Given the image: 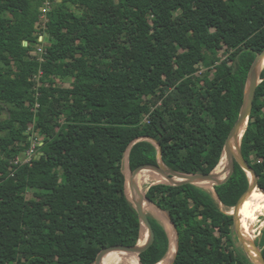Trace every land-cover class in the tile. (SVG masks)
<instances>
[{
  "label": "trees",
  "instance_id": "trees-1",
  "mask_svg": "<svg viewBox=\"0 0 264 264\" xmlns=\"http://www.w3.org/2000/svg\"><path fill=\"white\" fill-rule=\"evenodd\" d=\"M43 22L48 44L39 54ZM262 52L264 0H0V264H94L106 248L144 245L149 233L126 191L127 151L132 171L158 165L157 144L173 171H214ZM261 78L241 145L258 176V200L264 70ZM31 128L42 137L37 153L15 164L32 145ZM149 174L163 178L140 176ZM250 184L236 162L231 178L214 186L216 197L192 184L149 188L146 197L178 233L174 264H253L236 248L234 216L220 207H236ZM150 222L147 250L110 253L162 262L171 241L151 215ZM259 245L264 255V237Z\"/></svg>",
  "mask_w": 264,
  "mask_h": 264
},
{
  "label": "water",
  "instance_id": "water-1",
  "mask_svg": "<svg viewBox=\"0 0 264 264\" xmlns=\"http://www.w3.org/2000/svg\"><path fill=\"white\" fill-rule=\"evenodd\" d=\"M264 64V52L260 53L257 58L255 59L251 70L248 75L247 83H246V90H245V97H244V103L238 118V121L233 128L232 132L229 135V138L225 144L223 156L221 158L220 163L218 166L209 174H186V173H180L173 171L165 166V164L162 161L161 156V150L159 145L154 142L153 140H150L157 144L158 150H159V160L158 165H143L138 167L136 170L132 171L129 167L130 172H132L130 180H129V187L130 192L132 194L131 202L134 205L136 211L139 214V217L142 222L143 230L148 231L149 236L144 245H140L139 243L134 247H127V246H113L106 248L101 251V253L98 255L97 259L95 260L94 264H102L103 258L106 256V254L110 252H128L131 254H137L138 256L143 253L145 250H147L152 243L154 242V231L150 222V215L148 211L146 210V203H149L153 206H155L147 197L146 195H143L140 193L139 186H138V178L140 174L146 170H152L162 176L164 179H166L165 184H170L173 186H178L182 184H192L201 186L203 183L207 184H213V192H215L214 186H219L222 184H225L233 175L235 171V164L236 162L247 172L251 184L248 189V191L244 194V196L241 198L239 203L236 207H234V230L236 232V235L239 239V241L244 245L245 252L247 253L249 259L252 261L253 264H264V255L262 253V250L258 246V244L255 241H252L248 239L243 230H242V222L240 218V210L247 200V198L250 196V194L258 189V176L256 172L252 169V167L248 164L246 161L242 150L241 145L242 141L237 147V154L235 153V147L237 146V142L239 141L240 137L243 139L244 134L248 128L250 117L253 112L254 107V101L256 97L257 88L260 85L261 82H263L261 75H262V65ZM130 150V149H129ZM129 150L127 151L126 155L129 156ZM225 158L227 164H228V172L227 175L224 178H221L216 174L217 169L219 168L221 162ZM129 164V161H128ZM156 207V206H155ZM158 208V207H156ZM159 209V208H158ZM161 210V209H159ZM170 220V218H169ZM171 222V220H170ZM176 238H177V250L174 256L173 261L171 264H174V260L177 255L178 251V233L176 230V227L171 222Z\"/></svg>",
  "mask_w": 264,
  "mask_h": 264
},
{
  "label": "rangeland",
  "instance_id": "rangeland-1",
  "mask_svg": "<svg viewBox=\"0 0 264 264\" xmlns=\"http://www.w3.org/2000/svg\"><path fill=\"white\" fill-rule=\"evenodd\" d=\"M39 33H40V29L37 31V35H39ZM47 38H48V36L47 37H44L43 44H48ZM220 57H221L222 61L231 63L229 57L227 55L223 54V52H221ZM204 71H205V69L199 70L198 72L195 73V77L198 78V79L199 78H202V76H203L202 73ZM207 73H209V77H210L211 81L215 82L218 79V75H217V72H216L215 69H211ZM37 83H38V86L43 85V83L40 81L39 78L37 79ZM65 86L66 87H69L70 85L69 84H66ZM32 97L33 98H36V94H33ZM32 130L33 129L31 128L30 131L28 132V136H29V138L31 139L32 142H35L36 152H37V145L40 144V141H41L42 137L40 135H38L36 132L33 133ZM126 157L127 156H125V158H124L123 169H124V173L126 175V191H127V194H128V191L130 192L129 180H130V177H131L132 172H130V170H129V164H128V161H127V158ZM54 181H56L55 177H54ZM164 183H167L166 180H163V179H156L155 180L154 179L153 182L149 183L148 185H146L144 187L145 195L148 192V190H149L150 187L155 186V185H158V184H164ZM211 190H213V189H211ZM213 195H214V192H213ZM32 196L35 197V195L33 193L32 194H29V197H32ZM214 197H216V196L214 195ZM220 207H221V209L223 211H225L226 213H228L230 215H232L233 212H234V208L232 210V209H226L222 205H220ZM149 215H151L153 218H155L157 221H159L163 225V227L165 228L166 232L168 233L169 238H170V241L172 243V238H173L172 236L175 234V231H174V228H173V226H172V224H171V222L169 220L168 215L164 211L159 210V209L158 210H151V212L149 213ZM259 217H260L259 220L254 225L255 227L253 226V222L254 221H252L251 224L248 227V229H249V235L250 236H251L253 230L255 231V233H254L255 242L258 245L261 244L262 239L264 237L263 236L264 235V226H263L264 225V214L263 215H260ZM39 221H42V217H40ZM14 228H16L15 225H14ZM235 241H236V248L238 249V251L240 253H242V252L244 253L246 251L245 250V247L239 241L237 235H235ZM169 254H170V251H169V253H168V255L166 256L165 259L168 258Z\"/></svg>",
  "mask_w": 264,
  "mask_h": 264
},
{
  "label": "bare ground",
  "instance_id": "bare-ground-1",
  "mask_svg": "<svg viewBox=\"0 0 264 264\" xmlns=\"http://www.w3.org/2000/svg\"><path fill=\"white\" fill-rule=\"evenodd\" d=\"M261 70H264V64L262 65ZM242 139L240 137L239 141L237 142V146L235 147V153L237 154V147L239 146V144L241 143ZM127 157V161H129V157L128 154L126 155ZM127 164V163H126ZM224 169V176L223 178L227 175L228 172V164L225 160V158L223 159V161L221 162L219 168L216 171V174L218 172V170L220 168ZM142 179H141V178ZM139 178L144 182V184L139 185V190L140 193L142 194L144 191V187L146 185H148L149 183L153 182V180L155 179H163L166 180L164 178L155 176V175H144V176H140ZM147 180H151V181H147ZM202 187L207 188V189H212L213 188V184H207V183H203L201 184ZM257 193H258V189L254 190L250 196L247 198V200L245 201V203L243 204L241 210H240V218H241V222H242V230L245 234V236L252 240L255 241V236L254 233L255 231L253 230L251 236L249 235V225L251 224V222L253 220H255L257 217H259L263 212H264V199L263 200H258L257 199ZM128 197L130 199H132V194L131 192L128 191ZM254 202H258V203H263L261 204L254 212H252L251 214L245 215V213L247 212V210L250 208V206L254 203ZM146 210L148 211V213L151 212V210H158L155 206L146 203ZM233 210V209H232ZM264 226V225H263ZM262 226V227H263ZM171 231V230H170ZM172 243H171V249H170V254L168 256L167 259H164L162 262L158 263V264H171V262L174 259L176 250H177V238H176V234H174L172 236ZM102 264H139L138 262L134 261L133 259H130L124 255H120V254H116V253H108L106 254V256L103 258L102 260Z\"/></svg>",
  "mask_w": 264,
  "mask_h": 264
},
{
  "label": "built area",
  "instance_id": "built-area-1",
  "mask_svg": "<svg viewBox=\"0 0 264 264\" xmlns=\"http://www.w3.org/2000/svg\"><path fill=\"white\" fill-rule=\"evenodd\" d=\"M49 4L46 3L45 7L41 8V13H42V19L46 22V13L49 11ZM45 22L39 24L37 26V31L40 29V33L38 35L39 37V44L37 46V53L39 54H44L45 53V47L47 44H43L44 42V37H47V34L46 33H41V30H45L46 26H45ZM42 60V59H41ZM36 145H35V142H32V145L31 147L26 151L24 152V154L20 157H18L16 160H15V164H25V163H30L32 158L35 156L36 154ZM23 159H22V158Z\"/></svg>",
  "mask_w": 264,
  "mask_h": 264
}]
</instances>
